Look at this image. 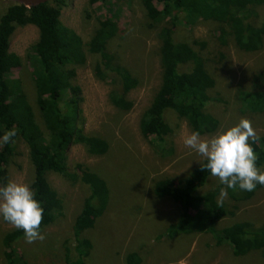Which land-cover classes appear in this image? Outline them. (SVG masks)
<instances>
[{
    "label": "trees",
    "instance_id": "obj_1",
    "mask_svg": "<svg viewBox=\"0 0 264 264\" xmlns=\"http://www.w3.org/2000/svg\"><path fill=\"white\" fill-rule=\"evenodd\" d=\"M66 2L51 0L30 9L11 4L0 15V135L5 130H17L13 141L0 147V183L9 180L8 167L16 155V144L22 143L27 148L32 167L30 187L44 208L42 231L63 211L61 200L48 181L50 174L87 187L88 196L72 227L77 259L71 262L67 249L64 256L67 264H84L92 245L83 234L93 229L96 220L105 213L109 189L105 180L86 166L76 164L69 169L67 151L70 145H79L89 156L102 157L108 152L109 144L102 137L84 133L81 91L74 85L76 69L86 63L87 54L98 57L96 79L112 81L114 90L109 94V103L121 113H129L133 108L128 94L139 83L108 53V44L119 32L116 16L96 19V29L88 42L83 43L60 21ZM97 3L106 5L107 0H90L91 7ZM140 3L149 21L148 29L159 27L161 69L160 86L139 123L141 135L156 145L163 144L172 134L164 118L169 112L184 121L191 132H199L201 137L216 133L219 120L207 111L208 105L214 101L210 93L215 82L201 55L207 43L196 40L176 42L175 34L181 25L192 29L198 23H210L217 27L215 32L221 46L232 42L240 52L257 53L264 44V17L259 21L256 11L264 9V0H140ZM85 17L89 20L90 13L85 11ZM27 26L38 30V40L28 57L34 104L23 92L20 80L9 79L12 72L23 67L19 57L8 53L10 39L17 28ZM250 84L249 89L237 94L242 112L262 115L264 74H255ZM252 147L258 156L257 167L264 170V136ZM206 162L204 160L195 167L186 178L163 179L154 185L156 199H169L179 209L173 231L182 236H209L215 248L227 244L234 258L259 252L264 261V226L254 228L250 223L240 222L217 229L223 219L235 216L238 207L228 210L218 201L221 184L206 194L197 193L213 177L207 170H202ZM263 187L257 185L253 192L228 190L227 198L235 204L246 203ZM24 239V233L19 229L3 236L5 264H27L16 248V244ZM140 263L137 254L126 258V264Z\"/></svg>",
    "mask_w": 264,
    "mask_h": 264
},
{
    "label": "rangeland",
    "instance_id": "obj_2",
    "mask_svg": "<svg viewBox=\"0 0 264 264\" xmlns=\"http://www.w3.org/2000/svg\"><path fill=\"white\" fill-rule=\"evenodd\" d=\"M9 5L0 0V15ZM85 11L90 13L89 20ZM256 12L262 21L264 9ZM112 14L116 16L119 32L108 44V53L139 84L128 94L133 108L129 113H121L109 103V94L114 90L112 81L96 79L98 57L87 54L86 63L76 69L74 85L81 91L84 133L102 137L109 144L108 152L102 157L89 156L79 145H70L67 151L69 169L72 170L76 164L84 165L104 179L109 189L105 213L96 220L93 229L83 234V238L92 245L84 264H126V258L131 254L139 256L140 264H264L259 252L234 258L227 244L215 248L209 236H182L173 231L179 209L169 199H156L154 185L163 179L186 178L205 158L185 146L184 139L192 132L171 112L164 118L172 134L165 138L163 144L156 145L140 133L142 115L160 86L159 27L148 29L149 21L140 0H107L106 5L97 3L92 7L90 0H67L60 21L83 43H87L96 29V19L104 20ZM216 28L210 23H198L192 29L181 25L175 34L176 42L196 40L207 43L201 55L215 82L210 93L214 101L208 105L207 111L219 120L220 126L216 133L201 138L211 139L241 119L251 122L257 136H264V114L243 113L237 96L240 90L250 88L255 74H264V44L257 53L240 52L232 42L224 47L217 39ZM37 40L35 27L17 28L8 48L9 54L16 55L23 62L22 69L12 72L9 79L20 80L31 104H34L35 94L28 57ZM8 173L9 180L31 185L32 167L27 148L22 143L16 144V155ZM48 181L61 200L62 215L42 231L43 240L28 243L24 239L16 244L27 264H67L64 257L66 249L71 262L77 259L72 227L88 196V189L83 184H71L54 174L48 176ZM219 185L213 176L197 193L206 194ZM217 199L228 210L238 207L234 217L218 223V230L240 222L250 223L254 228L264 226V187L246 203L235 204L227 197L221 201L220 195ZM14 229L0 219V264H5L3 236Z\"/></svg>",
    "mask_w": 264,
    "mask_h": 264
},
{
    "label": "clouds",
    "instance_id": "obj_3",
    "mask_svg": "<svg viewBox=\"0 0 264 264\" xmlns=\"http://www.w3.org/2000/svg\"><path fill=\"white\" fill-rule=\"evenodd\" d=\"M16 135L14 128L5 130L0 135V147L12 142ZM259 139L251 122L241 119L211 139H202L199 132H192L184 144L205 158L202 170L210 172L223 185L222 201L228 190L253 192L257 185H264V170L257 167L258 156L252 147ZM43 217L44 208L28 184L12 180L0 183V219L22 230L28 243L44 239Z\"/></svg>",
    "mask_w": 264,
    "mask_h": 264
},
{
    "label": "water",
    "instance_id": "obj_4",
    "mask_svg": "<svg viewBox=\"0 0 264 264\" xmlns=\"http://www.w3.org/2000/svg\"><path fill=\"white\" fill-rule=\"evenodd\" d=\"M3 1H6L12 5L24 6L25 8L30 9L32 7L46 4L51 0H3Z\"/></svg>",
    "mask_w": 264,
    "mask_h": 264
}]
</instances>
